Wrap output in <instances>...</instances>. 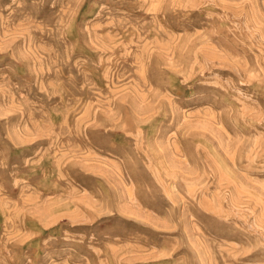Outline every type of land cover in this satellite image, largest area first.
<instances>
[{
	"label": "rangeland",
	"instance_id": "obj_1",
	"mask_svg": "<svg viewBox=\"0 0 264 264\" xmlns=\"http://www.w3.org/2000/svg\"><path fill=\"white\" fill-rule=\"evenodd\" d=\"M0 264H264V0H0Z\"/></svg>",
	"mask_w": 264,
	"mask_h": 264
}]
</instances>
